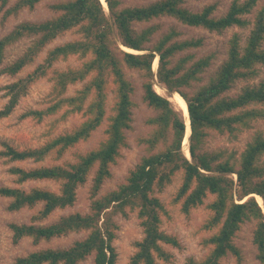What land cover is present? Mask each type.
I'll return each mask as SVG.
<instances>
[{
  "label": "trees",
  "instance_id": "16d2710c",
  "mask_svg": "<svg viewBox=\"0 0 264 264\" xmlns=\"http://www.w3.org/2000/svg\"><path fill=\"white\" fill-rule=\"evenodd\" d=\"M41 1L0 0L2 21L24 9L33 10ZM186 1L153 0L127 6L124 0H103L105 5L101 0H60L49 5L52 17L38 22L23 21L0 38V75L13 78L67 32L75 31L79 36L47 49L32 72L2 87L7 100L0 108V120L14 112L32 84L45 78L50 83L51 101L44 108L27 110L19 118L37 124L52 120L41 146L18 148L0 142V159L7 163H41L47 158L59 161L68 150L88 141L106 122L104 139L84 153H74L72 161L8 169L16 185L33 181L59 184L58 193L39 187H0V196L9 199V212L40 205L30 223L8 225L14 244L29 238L33 245H38L69 233L88 231L84 239L74 241L66 249H41L18 257L14 264H78L91 254L93 264H115L111 245L113 216L125 215L127 209L136 210L143 234L133 244L135 252L130 264L169 261L170 254L163 246L178 247L179 242L161 230V214L165 210L153 193L156 188L161 191L171 184L178 173L181 183L172 203L179 204L184 214L203 206L208 214L201 229L212 232L202 241L210 247L208 253L200 259L188 258L185 264H223L227 257L240 264L243 257L233 239L246 222H255V257L259 264H264V132L254 131L239 156L226 149H206L210 132L234 140L264 119V78L253 83L259 77V67L264 66V6L249 19L257 0H231L221 16L214 15V4L191 11L184 6ZM161 18L209 33L223 34L236 28L248 29V34L243 45L240 33L231 34L225 59L200 84L216 58L215 52L197 58L193 51L204 46V39L182 38L174 27L151 44L160 29L152 22ZM136 25L145 26L137 29ZM23 39L29 40L27 48L2 67L6 50ZM72 57L79 61L77 65L64 70L54 68L58 62ZM131 71L142 80V102L155 112L146 121L151 127L149 134L139 139L145 154L124 183L96 198L104 181L111 177L110 168L126 146L125 132L131 128L132 109L136 107L132 99L136 89L128 77ZM154 78L167 96L178 94L186 103L190 159L183 152L186 125L181 111L155 91ZM238 82L245 84L235 95H227ZM77 85L80 87L68 95V88ZM73 115H80L81 121L52 136L56 127ZM94 166L88 213H72L42 224L54 211L74 204L77 188L86 183ZM255 195L261 198L263 207ZM209 196L213 198L205 204Z\"/></svg>",
  "mask_w": 264,
  "mask_h": 264
},
{
  "label": "rangeland",
  "instance_id": "374dc122",
  "mask_svg": "<svg viewBox=\"0 0 264 264\" xmlns=\"http://www.w3.org/2000/svg\"><path fill=\"white\" fill-rule=\"evenodd\" d=\"M60 0H42L33 10L24 9L18 13L15 17H10L5 21H2L3 11L0 9V38L10 32L17 24L23 21L38 22L48 19L53 16L52 11L49 9V5ZM153 0H124V5L143 4ZM13 2V1H12ZM231 0H187L184 4L186 8L191 11H199L204 6L214 4L216 10L215 16H221L227 11V8ZM264 6V0H257V5L253 9L251 15L248 17L251 19L260 7ZM160 27L159 31L152 38L153 44L157 38L167 31L170 27L176 28L181 34L182 38L190 37H202L204 39V46L196 51H193L197 58L202 57L211 52H215L216 58L212 62L209 69L203 75V84L207 81L210 75H212L220 64L225 59L226 44L233 32L240 33L242 36L241 44L243 45L245 37L248 34V29L240 30L236 28L229 29L223 34L209 33L200 28H190L181 25L171 18L156 19L152 22ZM145 25H136L137 29H140ZM78 34L75 31L67 32L63 37H60L48 45L43 52H41L35 59L34 63L28 65L22 69V71L11 78L6 75H0V108L6 103V97L4 96V90L2 87L19 78H23L28 73L42 62L45 57L46 50L56 45L63 44L64 42L78 39ZM29 44L28 39H23L13 46L9 47L5 52V59L2 67L12 62ZM78 60L74 57L70 58L66 62H58L54 65V68L64 70L68 66H75L78 64ZM128 77L131 79L135 86V93L132 97L136 103V107L132 109V122L131 128L125 132L126 146L120 150L119 158L117 162L111 166V177L104 181L96 198L101 197L107 192L116 189L120 184L124 183L128 173L139 162L140 158L145 154L144 145L139 142L140 138H145L149 134L151 127L146 123L147 119L155 114L145 103L142 102V80L135 71L128 72ZM264 78V66L259 67V77L253 82ZM157 81V80H156ZM154 80V89L160 90L165 93L162 85H159ZM244 82H238L234 88L227 95H235L239 89L244 85ZM80 86H70L67 94L71 95ZM50 83L42 78L32 84L28 89V93L25 97L21 98L14 112L7 118L0 120V142H6L14 147L18 148H36L41 146L47 139V133L49 130V123L52 119H46L40 124L35 123L30 119L21 120L19 117L29 109H40L46 107L51 101L50 96ZM178 108L177 106H175ZM178 110V109H177ZM182 113V112H181ZM81 121L80 115H73L68 117L63 123L59 124L53 131L52 136L59 133H63L73 126L77 125ZM106 127V122L92 134L91 138L86 142H81L74 148L68 150L63 158L59 161H53L47 158L41 163H32L31 161L7 163L5 160L0 159V187H18L23 190H28L32 187L44 188L49 191L58 193L59 184L53 181L46 182H27L21 185H16L13 180L14 177L8 172L10 167H21L24 169L40 166H50L52 164H62L74 159V153H84L94 147H96L101 140L104 139L103 131ZM260 130L264 132V119L259 120L253 124V128L241 133L236 139H228L225 135H220L215 132H210L206 138V149L208 151L216 149H226L232 151L239 156L244 149L246 143L249 141L254 131ZM184 146V140L183 144ZM188 143L184 146L183 152L186 155L188 150ZM1 149V146H0ZM96 166L90 171L87 181L84 185L77 188L76 200L74 204L63 210L54 211L42 224H50L57 221L61 216H65L72 213L86 214L89 211L90 205V187L92 178ZM233 179H235V176ZM181 183V173L176 175L173 182L166 185L161 191L156 188L153 196H155L163 205L165 213L161 214V230L170 236L177 238L179 242L178 247L164 245L163 248L170 254L169 261L159 264H185L188 258L200 259L204 257L210 247H205L202 244L203 239L209 237L212 232H208L201 229V225L204 219L207 217L208 212L203 206H200L194 210H191L189 214H184L180 210L179 204H173L172 199L174 193ZM213 197L209 196L205 200V204L210 202ZM9 199L0 196V264H14L18 257H25L31 252H35L41 249H66L72 245L74 241L84 239L88 231H80L69 233L60 238H53L47 242H40L38 245H33L31 239L24 238L19 243L14 244L12 242V233L9 229V224H28L33 215H35L40 209V205H37L33 209H22L18 212H9L7 205ZM110 208L108 209V211ZM136 210H126L124 214H115L113 216V222L115 227L113 229L114 238L111 242L114 248L116 256L115 264H130L132 255L135 252L134 243L141 240L143 237L142 228L139 225V219L137 218ZM255 222H246L242 225L240 231L237 232L233 241L235 245L240 249L242 254V262L240 264H259L256 260V249L253 244V231ZM78 264H93V254L86 257L85 260ZM223 264H238L232 257H227L223 260Z\"/></svg>",
  "mask_w": 264,
  "mask_h": 264
},
{
  "label": "bare ground",
  "instance_id": "6f19581e",
  "mask_svg": "<svg viewBox=\"0 0 264 264\" xmlns=\"http://www.w3.org/2000/svg\"><path fill=\"white\" fill-rule=\"evenodd\" d=\"M102 1V4H104L103 0ZM105 5V4H104ZM126 49V48H125ZM129 52H132V51H129ZM154 65L156 66V61L154 62ZM154 67V66H153ZM157 93H159L160 95L162 96H165V94H163V92H161L160 90H156ZM171 100L172 102L178 107V109L182 112V115H183V118H184V122L186 124V133H185V137H184V146L187 144V139H188V135H189V122H188V119H187V107H186V103L185 101L182 99L181 96H179L178 94H173L171 97ZM183 146V148H184ZM185 156H188L189 157V154L187 153L186 151V155ZM255 198L257 199V202L259 205H262V200L260 197L256 196L255 195Z\"/></svg>",
  "mask_w": 264,
  "mask_h": 264
},
{
  "label": "water",
  "instance_id": "95a60500",
  "mask_svg": "<svg viewBox=\"0 0 264 264\" xmlns=\"http://www.w3.org/2000/svg\"><path fill=\"white\" fill-rule=\"evenodd\" d=\"M105 4V3H104ZM154 68H155V65H154ZM155 79V81H156V78H154ZM164 97H166L170 102H172V100H171V98L169 97V96H164ZM186 111H187V109H186ZM181 115H182V113H181ZM182 117H183V115H182ZM184 119V118H183ZM187 119H188V122H189V118H188V113H187ZM186 125V124H185ZM189 127V135H190V126H188ZM186 133V132H185ZM188 135V136H189ZM187 143H188V139H187ZM187 153L189 154V151L187 150ZM187 158H189L190 159V156L188 157L187 156ZM261 207H263V204L262 205H260Z\"/></svg>",
  "mask_w": 264,
  "mask_h": 264
}]
</instances>
